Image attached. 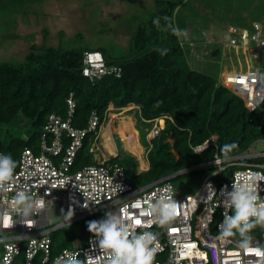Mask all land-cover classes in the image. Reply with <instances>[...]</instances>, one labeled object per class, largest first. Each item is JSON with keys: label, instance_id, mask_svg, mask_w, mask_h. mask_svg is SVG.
Wrapping results in <instances>:
<instances>
[{"label": "trees", "instance_id": "16d2710c", "mask_svg": "<svg viewBox=\"0 0 264 264\" xmlns=\"http://www.w3.org/2000/svg\"><path fill=\"white\" fill-rule=\"evenodd\" d=\"M183 1L155 0L157 11L137 28L129 53L116 61L106 59L101 50L90 51L101 53L107 66L120 67L119 78L108 75L99 81H89L82 75V56L86 50L80 49L32 45L22 63L0 64V152L10 154L13 160H17L25 148L38 154L48 116L56 114L67 119V99L71 94L75 104L71 124L78 129L86 128L93 111L102 125L109 107L117 110L131 105L137 107L139 123L164 118L159 136L150 140L146 171H139L136 160L129 155L108 160L124 169L128 183L135 188L211 162L214 147L199 155L192 148L212 135L217 137L220 158H225L221 152L225 144L236 145L227 157L246 154L252 145L264 139V102L259 109L249 112L243 101L213 76L191 68L190 50L170 30H164L163 17L171 18L175 24L176 9ZM156 17L161 18L159 29L153 24ZM163 49H168L166 55L160 54ZM15 122L16 128L25 131L26 138L15 134V129L11 128ZM91 139L93 135L89 134L83 140L72 170L97 163L89 152ZM235 169L237 167H227L225 171L229 175ZM212 171L209 168L178 174L172 180ZM223 173L215 179L219 180ZM87 235L85 224L77 233L81 246L86 244ZM250 235L264 245V227L255 226ZM233 237L240 239L238 233ZM71 246L57 232L52 234L50 261L60 250ZM40 260L38 254L34 264H40ZM23 261L21 254L15 264H23Z\"/></svg>", "mask_w": 264, "mask_h": 264}, {"label": "built area", "instance_id": "2783aa9c", "mask_svg": "<svg viewBox=\"0 0 264 264\" xmlns=\"http://www.w3.org/2000/svg\"><path fill=\"white\" fill-rule=\"evenodd\" d=\"M251 25V30L229 26L224 42L228 48L240 49L258 58L264 53V25L259 22H252ZM82 75L94 82L108 75L119 78L121 69L107 66L101 53L85 51ZM219 84L238 96L249 112L259 109L264 102V73L259 68L238 74L225 73ZM67 105L69 117L48 116L40 138L39 153L28 148L22 150L15 160L17 166L8 190L0 191V264H15L21 254L24 256L23 264H34L38 254L40 264H54L65 251L78 254L77 258L84 264H105L106 254L89 231L84 246L64 248L50 261L51 233L65 225L52 222L69 210L74 215L70 221L66 219V223L90 216L92 221L100 220L105 218L106 212L116 211L121 212L130 230L159 233L153 264H264V245L258 238L254 237L250 248L245 251L239 246L240 239L222 237L219 227L224 215H231L232 212L226 203V193L221 190L225 186L228 191L232 190L235 174H264V161H255L264 159V151L220 158L217 155V137L212 135L192 150L199 155L207 148L214 147L213 160L185 170L188 173L213 169L202 178L195 193L177 192L171 176L135 188L128 183L124 169L108 160L72 170L83 140L92 134V143H95L102 125L98 114L93 111L86 128L73 127L71 117L75 104L71 94ZM146 122L153 124L150 140L158 137L164 127V118ZM227 167L237 169L227 179L219 178L215 182V177ZM167 185L171 186L172 198L179 203L175 217L163 226L152 223L150 228H145L144 225L153 219L148 208L154 195L158 196ZM21 190L27 191L34 200L33 210L27 217L16 210L14 197ZM260 195L264 197V181L260 182Z\"/></svg>", "mask_w": 264, "mask_h": 264}, {"label": "rangeland", "instance_id": "374dc122", "mask_svg": "<svg viewBox=\"0 0 264 264\" xmlns=\"http://www.w3.org/2000/svg\"><path fill=\"white\" fill-rule=\"evenodd\" d=\"M185 2L178 7L175 24L193 35V38L189 35L187 38L179 37L185 48L190 50L191 68L207 72L219 83L225 73L238 74L256 68L264 73V53L253 58L248 52L228 48L224 42L229 26L251 30L252 22L264 25V0ZM157 9L155 0H0V64L22 63L32 45L64 50H101L106 59L116 61L129 53L137 28ZM190 42H196L197 47H191ZM126 109L108 108L99 141L94 143L97 152L92 150V155L97 153L101 160L129 155L136 160L138 167L139 156L127 152L129 150L124 148L120 138L130 141L132 136L136 138L137 135L145 160V153L151 144L148 136L153 124L139 123L137 110L132 106ZM130 118L136 121L135 126ZM16 127L17 122L11 127L15 129V134L26 138L25 131ZM111 141L114 143L111 144ZM263 151L264 139H261L245 155ZM204 175H182L173 179L172 183L180 194H192L199 189ZM227 176L228 171H225L220 178L227 179ZM66 221L64 215L55 217L52 223L65 225L52 232L51 236L57 232L72 246L80 247L77 233L92 221V216L74 223Z\"/></svg>", "mask_w": 264, "mask_h": 264}, {"label": "clouds", "instance_id": "9594fccd", "mask_svg": "<svg viewBox=\"0 0 264 264\" xmlns=\"http://www.w3.org/2000/svg\"><path fill=\"white\" fill-rule=\"evenodd\" d=\"M164 30H170L178 38H187V30L175 26L174 21L165 16ZM153 24L161 28V18L156 17ZM168 49H163L161 55H166ZM236 147L235 144L223 145L221 152L227 158L228 154ZM17 164L10 154H0V191H7L12 181ZM264 181V174L238 173L233 177L232 190L228 191L225 186L221 191L226 193V203L232 210V215H224L220 224L221 236L230 237L239 234V246L247 251L250 248L253 237L251 230L260 225L264 227V197L260 195V182ZM171 186L167 185L160 190L158 196L154 195L150 203L148 213L153 217L148 221L145 228H150L152 223L161 226L169 223L176 214L179 203L172 198ZM16 210L23 212L27 217L34 207V200L25 190L18 191L14 197ZM70 221L74 215L72 210L63 214ZM87 229L92 233L98 247L106 254L105 264H153L157 252L156 242L159 233L144 230L140 233L130 230L121 212L108 211L105 218L87 222ZM78 254L65 251L58 257L54 264H84L77 258ZM95 264V262H90Z\"/></svg>", "mask_w": 264, "mask_h": 264}, {"label": "crops", "instance_id": "0c3cea01", "mask_svg": "<svg viewBox=\"0 0 264 264\" xmlns=\"http://www.w3.org/2000/svg\"><path fill=\"white\" fill-rule=\"evenodd\" d=\"M186 0H184L181 4H183L184 2H185ZM188 1V0H187ZM186 1V2H187ZM185 2V3H186ZM177 10H178V8L176 9V12H177ZM189 35V34H188ZM189 37H192L193 38V35L192 34H190L189 35ZM190 44V46L191 47H197L196 45H197V43L195 42V43H192V42H190L189 43ZM213 44V43H212ZM208 50H206V52H207ZM213 54V50H212V52H211V55ZM210 56V55H209ZM132 107H134L136 110H137V107H135V106H133V105H131ZM128 108H130V106L128 107ZM128 108L126 109V110H128ZM134 109V110H135ZM121 110H124V109H121ZM131 119V118H130ZM132 120V119H131ZM132 122H133V125L135 126V124H136V121L134 122V120H132ZM102 126H103V124H102ZM102 128V127H101ZM137 134V133H136ZM119 135V134H118ZM134 137V136H133ZM119 138H120V136H119ZM132 138V137H131ZM135 138V137H134ZM148 138H149V136H148ZM120 140H121V142L124 144V146L129 150V151H127V152H129L130 154H133V155H135L136 156V154H137V156H139L138 157V170L139 171H146L148 168H149V164H148V162H147V159H143V157H142V153H143V149H142V147L139 145V143H138V138H137V135H136V138H135V140H132V139H130V141H126V140H123V138L121 137L120 138ZM149 140H150V138H149ZM99 141V138H98V140L96 141V142H98ZM112 143H114L113 141H111V144ZM103 144H104V140H103ZM130 145V146H129ZM94 149V152H97V148H96V146H94V143H92V139H91V142H90V146H89V152L91 153V154H93V151H91V149ZM130 148V149H129ZM95 155H92L93 156V158H94V160H95V162H99V161H101V159H100V157L98 156V155H96L97 153H94ZM146 154V153H145ZM144 158H146V157H144ZM143 167V168H142Z\"/></svg>", "mask_w": 264, "mask_h": 264}, {"label": "water", "instance_id": "95a60500", "mask_svg": "<svg viewBox=\"0 0 264 264\" xmlns=\"http://www.w3.org/2000/svg\"><path fill=\"white\" fill-rule=\"evenodd\" d=\"M185 172H187V171H181V172H179V173H176V174L171 175V177H175L176 175H178V174H182V173H185Z\"/></svg>", "mask_w": 264, "mask_h": 264}, {"label": "bare ground", "instance_id": "6f19581e", "mask_svg": "<svg viewBox=\"0 0 264 264\" xmlns=\"http://www.w3.org/2000/svg\"><path fill=\"white\" fill-rule=\"evenodd\" d=\"M128 131V130H127ZM132 140H135V138L132 136V138H131ZM143 168V167H142Z\"/></svg>", "mask_w": 264, "mask_h": 264}, {"label": "snow or ice", "instance_id": "6c2138e0", "mask_svg": "<svg viewBox=\"0 0 264 264\" xmlns=\"http://www.w3.org/2000/svg\"><path fill=\"white\" fill-rule=\"evenodd\" d=\"M137 223H139V221H137Z\"/></svg>", "mask_w": 264, "mask_h": 264}]
</instances>
